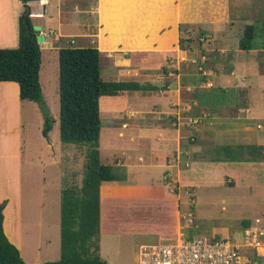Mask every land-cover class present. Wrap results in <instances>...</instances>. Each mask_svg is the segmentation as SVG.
<instances>
[{"label": "crops", "instance_id": "crops-1", "mask_svg": "<svg viewBox=\"0 0 264 264\" xmlns=\"http://www.w3.org/2000/svg\"><path fill=\"white\" fill-rule=\"evenodd\" d=\"M220 1L225 14L212 16L215 10L212 8L211 17L205 14L203 0L28 3L34 24L41 25L46 36L44 45L40 43L42 50L48 46L59 52L66 46L64 40L74 35L60 34V29L69 24L79 25V19L92 14L91 33L78 34L75 38L81 37L82 46L91 43L100 49L101 60L107 62L113 81L148 85L145 90L101 97V111L104 101L117 102L106 106V110L112 109L114 121L105 128L104 144L108 151L101 152V160L120 167L126 174L125 180L106 182L100 187V254L110 264L116 263L109 251L103 250L105 236L113 240L122 232H129L138 237L140 245L176 239L181 215L189 208L190 188L196 193L200 187H221L226 184V175L235 180V185L244 182L264 187V160L244 157L248 155L244 148L264 147V112L249 100L248 87L239 81L241 78L247 82L250 75L260 73L259 57L262 52L264 58V48L256 44L250 50L240 48L244 27L251 24L256 31L258 20L231 21L228 0ZM247 1L254 4L256 0ZM0 3V46L17 47L19 21L26 5L21 0H0ZM195 29L209 36L201 50L203 57H213L206 72L211 77L199 79L195 72L185 71L181 66L168 74L159 71L164 65L174 67L180 59H195L200 55L195 48L180 46L181 34L186 32L189 40L194 37ZM75 38L71 40L74 44ZM169 59L173 64L169 65ZM230 89L232 94L222 95L221 92L229 93ZM0 98V117L3 114L8 118L14 104L18 107L22 101L19 84L0 81ZM193 119L200 121L190 124ZM9 126L8 136L13 132ZM66 147L68 144L62 146L70 156L69 164L73 148ZM101 147L100 137V150ZM222 147L230 150H221ZM213 150L221 154L210 155ZM4 200H7L5 233L21 249V203L15 202L11 192L0 193V203ZM114 212L121 216L112 215ZM195 230L190 231L194 234ZM214 238L220 237L213 234L211 239ZM113 245L109 248L114 249Z\"/></svg>", "mask_w": 264, "mask_h": 264}, {"label": "rangeland", "instance_id": "rangeland-1", "mask_svg": "<svg viewBox=\"0 0 264 264\" xmlns=\"http://www.w3.org/2000/svg\"><path fill=\"white\" fill-rule=\"evenodd\" d=\"M231 1H226L231 21H245L251 18L254 21L258 20L255 23V44L263 49L264 0H256L254 4L249 3L248 7L244 4V0H239L244 1L243 5L239 1L235 3L238 4L235 9L242 13V17L247 16L245 19L231 18ZM220 2V0H203V8L205 11L207 10L205 14L210 15L211 9L214 8V15L212 16H223L225 10L219 5ZM1 7L0 3V13ZM259 9L260 13L258 12ZM93 18L92 14L87 13L84 19H79V25L69 24L65 26V29H60V34H74L64 40V45L82 46L81 39H79L81 37H75H78V34L80 36V34L93 30L91 29L92 23H94ZM181 36L184 39L183 47H186V49L195 48L200 55L195 59H180L179 65L174 67L164 65L159 71L168 74L169 71L176 72L181 66V69L185 71L195 72L196 76L200 77L199 79L205 76L211 77L206 72L208 71L207 66L213 57L210 55V58L203 57L201 50L203 43L207 41L209 36L196 29L194 37H190L189 40L186 32H183ZM73 38L77 40L76 44L71 42ZM42 45L44 44L42 43ZM85 46L94 45L89 43ZM0 48H3V46H0ZM260 55L262 57V52H260ZM260 57V73L250 75L247 82L241 81V78L239 81L242 86L248 87L249 100L257 104L262 113V111L264 112V58ZM104 60V58L101 60L103 79L113 80L109 76L110 70ZM171 64H173V60L169 59V65ZM40 80L44 101L48 112L53 118V128L48 137L43 133L44 112L39 103L35 101H21L18 107L15 106L12 115L10 114L8 118L2 114L9 123L3 120V117L0 118V193L11 192L15 202L19 201L21 203L23 233L20 236L22 241L20 251L24 260L29 264H42L60 258L61 189L72 184H81L86 161V147L84 145L68 144L66 148H73L74 154L71 156L73 159L69 164L67 161L70 156L62 148L64 143L61 141L59 130V54L57 50L48 46H45L42 50ZM221 93L225 96L232 94V90L230 89L229 93L228 91ZM136 96L138 95L136 94ZM119 101L122 102V100ZM115 103L117 102L112 103L110 100H106L102 105L101 152L104 154L108 150L106 144H104L103 134L105 128H108L114 121V118L111 117L114 114L112 109L108 108L106 110V106L116 105ZM4 122L13 129L10 136L7 135L9 129L4 126ZM262 123L264 124V120ZM50 143H53L54 146H50ZM211 153L210 155L214 156L221 154L218 150L217 152L213 150ZM225 182L226 184L221 187H200L196 193L190 188V190L192 189L191 193L196 194V206L194 208L196 222L193 224V230L196 229L197 232L194 234L208 239H211L214 234V236L222 239L228 237L234 240V238L240 237L239 235L245 229L243 227L244 221L249 220L252 223L256 218L264 216L263 186L259 184L249 186L244 182L235 185V180L228 175L225 176ZM112 215L121 216L118 212H114ZM196 223L199 228L194 227ZM112 244L115 245L114 249L109 248V245ZM139 245L140 242L137 236L129 232H122L113 240L105 236L103 250L109 251L111 259L116 264H138ZM257 261H259V264H264V258Z\"/></svg>", "mask_w": 264, "mask_h": 264}, {"label": "trees", "instance_id": "trees-1", "mask_svg": "<svg viewBox=\"0 0 264 264\" xmlns=\"http://www.w3.org/2000/svg\"><path fill=\"white\" fill-rule=\"evenodd\" d=\"M27 4L35 0H21ZM239 0L230 3L232 19L243 18L235 8ZM245 1L248 7L249 2ZM243 1V2H244ZM242 1H239L243 5ZM26 7L19 21V43L14 48H0V81H15L20 86L22 101L39 103L44 112L43 133L48 137L53 118L48 112L40 80L42 49L33 29L32 17ZM255 26L248 24L240 41V48L255 47ZM181 38L180 46L183 47ZM184 48V47H183ZM60 138L64 144L86 147V161L81 184H72L61 191V254L55 261L42 264H110L100 254L101 200L103 183L126 179L120 167L101 160L100 137L102 130L101 97L119 95L128 91L145 90L148 85L138 81L104 80L101 72V51L98 47L63 46L59 49ZM1 99V98H0ZM15 103V102H14ZM16 104H14L15 108ZM2 118V117H0ZM1 120V119H0ZM4 126H8L4 122ZM230 150L222 147L221 150ZM249 160H264L263 146L244 148ZM7 200L0 203V264H29L20 249L4 230V209ZM249 220L243 222L246 228ZM243 228V229H244ZM262 260V258H258Z\"/></svg>", "mask_w": 264, "mask_h": 264}, {"label": "built area", "instance_id": "built-area-1", "mask_svg": "<svg viewBox=\"0 0 264 264\" xmlns=\"http://www.w3.org/2000/svg\"><path fill=\"white\" fill-rule=\"evenodd\" d=\"M198 122L193 119L190 124ZM188 191L189 208L181 215L176 239L141 244L138 264H257L258 258L264 257V216L256 218L234 240L208 239L190 231L195 223L196 198Z\"/></svg>", "mask_w": 264, "mask_h": 264}, {"label": "water", "instance_id": "water-1", "mask_svg": "<svg viewBox=\"0 0 264 264\" xmlns=\"http://www.w3.org/2000/svg\"><path fill=\"white\" fill-rule=\"evenodd\" d=\"M25 5H26V7H29L28 3L25 4ZM30 14H31V13H30V7H29V14H28V15L26 16V18H25V22H26V23L28 22V18L31 16ZM33 29H34V31H35L34 34H35L36 37H37V41H38V43H42V42H44L45 39H46V36H45V33H43V32L41 31V25H39V24H34Z\"/></svg>", "mask_w": 264, "mask_h": 264}]
</instances>
